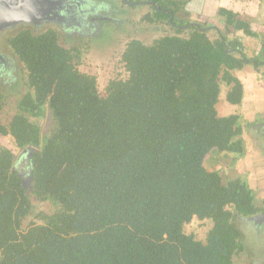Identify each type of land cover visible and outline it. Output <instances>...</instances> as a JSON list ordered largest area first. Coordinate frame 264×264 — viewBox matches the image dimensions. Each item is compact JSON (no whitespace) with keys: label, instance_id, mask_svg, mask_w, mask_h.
Returning <instances> with one entry per match:
<instances>
[{"label":"trees","instance_id":"16d2710c","mask_svg":"<svg viewBox=\"0 0 264 264\" xmlns=\"http://www.w3.org/2000/svg\"><path fill=\"white\" fill-rule=\"evenodd\" d=\"M153 1L159 11L144 18L173 32L129 39L119 59L126 75L103 93L78 67L81 46L64 47L54 28L6 39L51 122L43 134L27 107L5 121L0 88V136L29 148L19 170L0 145V264H237L247 248L237 220L264 210L247 181L206 162L242 153L245 128L264 132V121L217 108L223 82L227 101L241 102L235 71L249 64L264 79V40L257 46L251 23L225 7L222 32L178 18L186 0ZM33 198L55 210L35 213ZM193 218L211 221L204 240L184 230Z\"/></svg>","mask_w":264,"mask_h":264},{"label":"rangeland","instance_id":"374dc122","mask_svg":"<svg viewBox=\"0 0 264 264\" xmlns=\"http://www.w3.org/2000/svg\"><path fill=\"white\" fill-rule=\"evenodd\" d=\"M120 1L44 0V2H48L49 7L52 9L50 14L53 13L54 22H43L38 26L19 23L15 27H8L4 30H0V53H2L6 59V64L0 71V88L5 95L2 118L5 121H8L21 107H27L29 110H26V115L41 126L43 134L48 133L51 122V115L47 106L37 105L34 102L31 90L24 85L26 74L23 71V63L19 60L17 55L12 53L11 48L7 44L6 39L8 36L15 33L18 29L28 27L32 28L34 33H38L45 28L53 27L58 31L59 43L64 47L79 44L82 48L83 56L78 67L80 70L97 77L98 87L102 93L110 79L124 77L126 75L124 66L119 59L121 51L129 39L132 37L143 38L146 43H150L155 38L173 32L166 22L149 24L146 21L140 20L139 17L142 15L143 9L140 8V10H142L140 13V11H136V9H130L126 6L122 7ZM87 14L109 17L113 19V22L96 21L95 26L90 25L86 17H84V15ZM176 15L181 19H189L187 6L184 8V12L180 10L176 12ZM203 23L206 24L207 22ZM209 25H214L215 27L217 25L219 28L221 27L222 32H225L226 28L223 27L222 22L218 19L212 21V24ZM215 33L216 31L214 29L209 31L212 37ZM257 40H259V42L263 41L264 34L259 33L257 35ZM260 69L264 71V65L260 66ZM235 75L239 78L241 83L244 84V87L249 88L254 80L259 79L261 73L257 72L252 65L248 64L243 69L235 71ZM230 88V85H225L224 82L221 84L217 108L222 114L226 112L231 113L234 109L237 110L236 107L232 108L228 106L226 94ZM238 108L241 110L240 107ZM0 145L12 149L17 158L22 153V150L15 146L13 139L8 135L0 136ZM27 154L29 155L28 151L24 157H27ZM24 157L16 163V165L19 164V170L25 168L27 164ZM206 165H208L207 162ZM28 170L29 169H27V171ZM242 172V167L238 165L236 169L233 170L230 168L226 171L225 175L228 178H233L237 175H242ZM24 174L27 177L26 182H28L29 174ZM32 201L35 213L39 210L52 213V211L55 210V206L48 201L41 202L34 198ZM237 224L241 230L248 233L246 236H250L247 229L249 220L240 219L237 220ZM211 225L212 223L210 220L193 218V220L185 226L184 230L187 233H193L197 239L204 240ZM253 239L248 242L255 246ZM244 245L250 247V245L246 243H244ZM245 253L246 251L237 256V264H252L251 261L254 260L251 259L249 250L247 254ZM248 257L250 258L248 259Z\"/></svg>","mask_w":264,"mask_h":264},{"label":"crops","instance_id":"0c3cea01","mask_svg":"<svg viewBox=\"0 0 264 264\" xmlns=\"http://www.w3.org/2000/svg\"><path fill=\"white\" fill-rule=\"evenodd\" d=\"M186 6L190 20L198 21L199 23L207 22L208 25L217 19L220 22L224 20L218 14V9L225 7L235 12L237 17L249 21L252 28L257 30L258 34H264V0H186ZM246 38L247 36L243 39ZM258 44L259 40L256 42L257 46ZM242 85L243 97L240 104L232 105L228 102V106L232 108L236 107L237 109L232 110L231 113H241L245 120L264 121L263 77L260 75L259 79L254 80L249 88L244 87L243 83ZM229 113L226 112L223 114ZM258 129L259 127L256 128L255 126L244 129L242 136L244 139V150L242 153L210 154L207 157V167L209 170L222 171L221 169L224 167H227L228 170L230 168L234 170L236 166L240 165L244 173L242 172V175L235 177H241L245 181L248 180L247 183L249 186L252 185L250 187L255 193L257 205L262 206L264 210V132H260ZM222 174L225 175L224 172ZM247 229L250 236H246L248 233L244 231L246 234L243 233L241 236L243 243L250 245V247L247 246L245 249V254L249 250L251 259L254 260L251 261L252 264H264V220L262 222L250 220ZM251 239H253L255 246L248 242Z\"/></svg>","mask_w":264,"mask_h":264},{"label":"water","instance_id":"95a60500","mask_svg":"<svg viewBox=\"0 0 264 264\" xmlns=\"http://www.w3.org/2000/svg\"><path fill=\"white\" fill-rule=\"evenodd\" d=\"M51 11L48 2H44V0H0V30L15 27L19 23L38 26L43 22H54L53 13L50 14ZM5 64L6 59L0 53V71ZM27 151L29 148L24 149L16 161L20 157H24ZM249 219L254 222H262L264 213H258Z\"/></svg>","mask_w":264,"mask_h":264},{"label":"flooded vegetation","instance_id":"af4514ba","mask_svg":"<svg viewBox=\"0 0 264 264\" xmlns=\"http://www.w3.org/2000/svg\"><path fill=\"white\" fill-rule=\"evenodd\" d=\"M118 1H120V0H118ZM120 2L122 4V7L126 6V7H129L130 9H136V11H140V13L142 12V10H140V8L143 9V12L144 13L142 12V15L139 17V19L140 20H143V21H146L149 24H152V23L156 24L158 22H164L165 21L164 20V21H155V22L153 21V22H151V21H148L147 19L144 18V17H146V15H149L150 17H153L154 14H155V12L156 11H159V8L156 6V3L153 0H122ZM155 9H156V11H155ZM84 17H86L87 22L90 25H94V26L96 24L95 23L96 21H99V22L100 21H103V22H107V23L113 22V19L112 18L104 17V16H101V15H91V14H87V15H84ZM94 26H93V28H94ZM48 28H53V27H48ZM30 29H32V28H30ZM45 29H47V28H45ZM57 33H58V31H57ZM132 38H137V37H132ZM138 39H140V38H138ZM140 40L144 41L143 38L140 39ZM75 45H79V44H75ZM72 46H74V45H72ZM27 157H29V155ZM27 157H24V158L27 159ZM22 158L23 157H20L19 161ZM19 161H17V162H19ZM25 161L26 162H29V160H25Z\"/></svg>","mask_w":264,"mask_h":264}]
</instances>
